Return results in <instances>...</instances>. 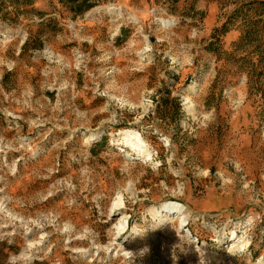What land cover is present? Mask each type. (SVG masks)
Segmentation results:
<instances>
[{
	"label": "rangeland",
	"instance_id": "374dc122",
	"mask_svg": "<svg viewBox=\"0 0 264 264\" xmlns=\"http://www.w3.org/2000/svg\"><path fill=\"white\" fill-rule=\"evenodd\" d=\"M0 202V264H264V0H0Z\"/></svg>",
	"mask_w": 264,
	"mask_h": 264
},
{
	"label": "bare ground",
	"instance_id": "6f19581e",
	"mask_svg": "<svg viewBox=\"0 0 264 264\" xmlns=\"http://www.w3.org/2000/svg\"><path fill=\"white\" fill-rule=\"evenodd\" d=\"M123 138H124V141H126L127 143H130L132 145V147L134 146L136 149L138 148V152L141 153L143 157H149L150 153L146 148H143L144 144H143V141L141 140L139 135L131 133L129 131H125V132H123ZM121 203H122L121 197L118 196L117 199L113 202L111 211H113L115 208L120 207ZM172 206H173V208H171ZM0 210H4V206H3L2 202H0ZM156 210L158 212H164V216H166L164 221L178 219L180 221L181 225H183L185 220H186V217L182 213V210L180 209V206L178 204H175V203L162 204L159 207H157ZM168 212H170V213H168ZM126 224H127L126 216L121 215V217L119 218L117 235H119L125 229ZM235 245H236V243H232L230 245V248H233Z\"/></svg>",
	"mask_w": 264,
	"mask_h": 264
}]
</instances>
